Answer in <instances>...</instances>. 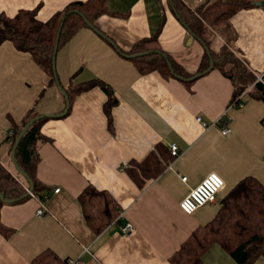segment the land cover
Returning <instances> with one entry per match:
<instances>
[{"label":"crops","instance_id":"crops-1","mask_svg":"<svg viewBox=\"0 0 264 264\" xmlns=\"http://www.w3.org/2000/svg\"><path fill=\"white\" fill-rule=\"evenodd\" d=\"M80 1L87 0H0V15L37 10L38 20L48 21ZM182 1L193 10L206 2ZM251 1L252 6L230 17L229 27L216 30L208 24L209 41L216 53L229 42L257 77L264 74V0ZM105 8L92 24L96 30L85 24L58 49L60 85L31 53L9 40L0 44V165L15 173L10 132L16 125L53 115L39 125L47 140L39 148L36 177L48 196L46 211L38 215L39 204L30 197L2 205L0 220L10 231L0 234V264H34L46 252L65 264L72 259L83 264H174L172 257L183 243L217 218L241 180L253 177L264 186V101L251 96L254 88H247L243 107L229 109L231 131L223 134L216 122L234 101L235 86L219 69L188 87L158 71L142 74L124 55L139 41L158 35L162 50L187 73H197L205 47L178 20L170 0H108ZM94 79L111 88L114 103L97 85L76 92L65 113L64 90ZM172 143L181 152L178 158L170 156ZM160 145L169 164L141 188L128 168ZM211 172L226 181L218 200L185 213L180 202ZM89 185L109 192L121 209L102 232L88 224L79 201ZM127 222L134 226L130 234L121 228ZM203 262L240 264L219 242L209 247ZM251 264H264V256Z\"/></svg>","mask_w":264,"mask_h":264},{"label":"trees","instance_id":"trees-1","mask_svg":"<svg viewBox=\"0 0 264 264\" xmlns=\"http://www.w3.org/2000/svg\"><path fill=\"white\" fill-rule=\"evenodd\" d=\"M107 1L87 0L72 3L48 21L38 20L37 10H21L14 17L0 15V44L9 40L18 50L31 53L40 67L51 76L52 82H56L53 52L61 22L64 20L58 49L80 27L87 24L85 19L93 24L100 15L104 14ZM253 4L251 0H214L210 4L206 0L200 7L193 10L182 0H170L171 8L178 20L205 47L203 61L195 74L187 73L162 50L158 35L139 41L124 55L129 57L128 55L147 52L144 55L130 57L136 62L140 73L158 71L165 78L180 79L188 87L212 68H216L232 80L235 86L234 100L252 86L254 90L251 91V96L264 101V85L257 81L256 75L236 57L230 43L228 42L220 52L216 53L212 51L209 41L211 31L208 24L216 30L229 27V19L234 13ZM74 10L83 14L70 13ZM97 85L109 94L110 102L114 103L111 99V88L103 81L94 79L82 87L65 90L71 102L70 108L76 92ZM33 118L35 116L22 125L14 127L10 134L12 148L21 130ZM45 119L38 120L29 127L16 151L18 165L32 177L33 192L42 199L47 195L36 177V169L41 161L39 148L47 140L39 129V125ZM169 152L173 157L171 151ZM168 164V155L160 145L157 151H152L145 160L133 162L128 168V174L139 187L144 188L149 181L157 178ZM14 170L15 173L0 165V192L5 197V200L0 197V209L4 203H15L30 197L26 189L29 187L27 179L16 168ZM79 201L88 224L97 232H102L117 219L121 210L109 192L99 190L94 185L85 188L79 196ZM9 231L10 229L0 220V234H6ZM215 242L221 243L229 250L240 264H251L252 261L264 256V186L255 178L246 177L231 190L217 218L207 226L198 228L172 257V262L174 264H204L203 256ZM34 264L65 263L60 262L54 253L46 252L35 259Z\"/></svg>","mask_w":264,"mask_h":264},{"label":"built area","instance_id":"built-area-1","mask_svg":"<svg viewBox=\"0 0 264 264\" xmlns=\"http://www.w3.org/2000/svg\"><path fill=\"white\" fill-rule=\"evenodd\" d=\"M264 80V74L257 76V81L262 82ZM247 91V90H246ZM246 91H244L237 99H235L230 107L225 111L224 116H222L216 124L222 125V133L229 134L231 131L230 122L231 119L228 116V111L233 106H244V97L246 95ZM198 121L203 122L201 117H198ZM206 125L205 122H203ZM12 134V131L10 132ZM171 155L174 158H178L181 154L178 145L176 143H172L170 145ZM183 181L187 180V177L182 178ZM226 186L225 179L218 174L217 172L209 173L197 186L193 187L189 193L182 199L180 202L181 209L187 214H194L198 209L204 207L207 204L214 203L218 200V197L222 190ZM27 193L30 198L34 199L38 202L39 208L37 210L38 215H42L46 211L45 202L48 199L46 196L44 199L40 198L36 193L31 191L29 187H26ZM60 189H56L55 192H59ZM122 231L126 234H130L134 231V226L132 223L127 222L122 225ZM68 264H83L80 259H72L68 261Z\"/></svg>","mask_w":264,"mask_h":264},{"label":"water","instance_id":"water-1","mask_svg":"<svg viewBox=\"0 0 264 264\" xmlns=\"http://www.w3.org/2000/svg\"><path fill=\"white\" fill-rule=\"evenodd\" d=\"M72 12H77V13H81L80 11L78 10H74V11H70V13ZM83 13H81L82 15ZM87 24L92 27L94 30H96V28L90 23V21H88L87 19H85ZM64 26V20L61 22L60 24V27L58 29V33H57V36H56V41H55V46H54V52H53V70H54V74H55V78H56V83L58 85H60V81H59V78H58V73H57V68H56V56H57V52H58V47H59V41H60V36H61V32H62V28ZM144 54H147V52H144V53H139V54H136V55H128L129 57H135V56H138V55H144ZM64 96H65V99H66V110H65V113L68 111V109L70 108V99H69V96L67 94V92L64 90ZM50 116H53L51 114H46V115H39L35 118H33L32 120H30L27 125L21 130V132L19 133L15 143H14V146H13V149H12V160H13V163L15 165V168L27 179L28 181V185H29V189L31 191L34 190V181L32 179V177L24 170L22 169L17 161H16V151H17V148H18V145L21 141V139L23 138V136L25 135V133L27 132V130L29 129V127L36 121L38 120H41L43 118H46V117H50ZM0 197L2 200H5V197L4 195L0 192Z\"/></svg>","mask_w":264,"mask_h":264}]
</instances>
